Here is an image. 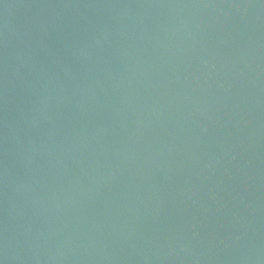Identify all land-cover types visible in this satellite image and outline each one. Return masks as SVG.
I'll use <instances>...</instances> for the list:
<instances>
[{"label":"water","instance_id":"obj_1","mask_svg":"<svg viewBox=\"0 0 264 264\" xmlns=\"http://www.w3.org/2000/svg\"><path fill=\"white\" fill-rule=\"evenodd\" d=\"M0 264H264V0H0Z\"/></svg>","mask_w":264,"mask_h":264}]
</instances>
